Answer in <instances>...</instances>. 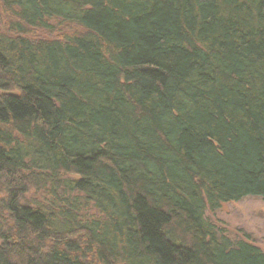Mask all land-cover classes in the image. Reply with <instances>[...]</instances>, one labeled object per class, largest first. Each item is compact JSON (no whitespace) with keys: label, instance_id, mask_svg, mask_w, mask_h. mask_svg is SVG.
Masks as SVG:
<instances>
[{"label":"trees","instance_id":"trees-1","mask_svg":"<svg viewBox=\"0 0 264 264\" xmlns=\"http://www.w3.org/2000/svg\"><path fill=\"white\" fill-rule=\"evenodd\" d=\"M1 28L0 264H264L205 216L264 198V0H0Z\"/></svg>","mask_w":264,"mask_h":264},{"label":"rangeland","instance_id":"rangeland-1","mask_svg":"<svg viewBox=\"0 0 264 264\" xmlns=\"http://www.w3.org/2000/svg\"><path fill=\"white\" fill-rule=\"evenodd\" d=\"M49 25L50 30L33 29L29 34L37 38H61L81 31L78 25L58 20H51ZM4 32L6 29L1 28L0 33ZM26 200L47 203L50 201L49 191L30 190ZM83 213L97 216V212L90 206ZM205 216L220 234L227 236L232 242L245 240L264 252V198L247 197L238 202L224 203L215 212L206 211Z\"/></svg>","mask_w":264,"mask_h":264}]
</instances>
